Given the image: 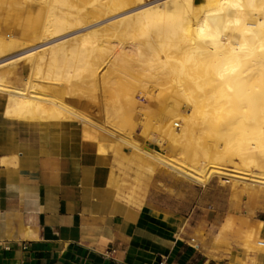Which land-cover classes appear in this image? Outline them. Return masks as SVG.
<instances>
[{
	"label": "bare ground",
	"instance_id": "1",
	"mask_svg": "<svg viewBox=\"0 0 264 264\" xmlns=\"http://www.w3.org/2000/svg\"><path fill=\"white\" fill-rule=\"evenodd\" d=\"M136 1L0 0V58L15 50L21 41L42 40L86 19L116 13ZM35 6L38 10H33ZM203 6L202 10H197L193 0H173L122 19L118 29L122 34L132 30L143 38L142 48L136 43L129 45L137 52V58L144 59L148 65V69L147 65L145 67L150 77L146 79L151 80L145 82L144 75L141 81L159 88L156 97H152L144 89L148 85L141 87L147 92L150 108L161 115L164 145L167 144L171 153L180 154L184 162L204 158L213 165L211 170L205 169L207 172L174 166L177 172L195 180H207L214 171L230 176L234 172L222 168L220 161L237 156L249 165L264 153V0H207ZM11 25L14 35L9 34ZM93 35L95 37L75 39L70 46L58 45L17 57L15 60L19 62L25 57L28 76L20 78L12 65L6 72H0V91L6 94L4 113L14 119L74 118L86 122L90 121L89 100H92L106 117L123 116L129 97L117 94L103 102L102 90L111 80L104 81L109 73L114 76L112 83L118 85L124 80L121 79L130 58L124 52L126 39L119 42L120 51L107 60L106 55L99 53L104 50V41L97 38V34ZM85 78L92 79L89 90L81 85L73 89L75 82L81 83ZM73 91L78 97L73 94L75 97L68 99L75 106L51 96L54 93L67 98ZM182 101L189 107L187 116L181 114ZM232 111L246 115L227 119L225 116ZM177 119L181 120V125ZM102 130L112 137L101 132L103 135L99 138L105 142L100 141L97 151H114L119 141L130 144L128 135L107 126ZM209 139L219 143L213 141L212 144ZM260 168L264 171V166ZM260 174L264 176V172ZM252 232L249 231L250 236L256 240V232ZM254 239L249 242L248 238V242L255 243Z\"/></svg>",
	"mask_w": 264,
	"mask_h": 264
},
{
	"label": "crops",
	"instance_id": "2",
	"mask_svg": "<svg viewBox=\"0 0 264 264\" xmlns=\"http://www.w3.org/2000/svg\"><path fill=\"white\" fill-rule=\"evenodd\" d=\"M4 108L0 264H264V219L230 191L123 172L81 120Z\"/></svg>",
	"mask_w": 264,
	"mask_h": 264
},
{
	"label": "rangeland",
	"instance_id": "3",
	"mask_svg": "<svg viewBox=\"0 0 264 264\" xmlns=\"http://www.w3.org/2000/svg\"><path fill=\"white\" fill-rule=\"evenodd\" d=\"M170 1H173V0H137L136 2L132 3L130 6L126 7L125 9L123 8L121 10L116 11V13L114 12V13L104 15V16L94 18V19H90V18L86 19L76 26L68 27L64 31L49 35L42 40L37 39L34 41L33 40H28V41L26 40L24 42L21 41L22 43L19 42V46L15 50L11 51L9 54L0 58V63H1L0 72L1 73L6 72L7 69L14 66L16 68V74L19 75L20 78H24L28 76V70H27L26 65L24 64L25 57L21 58L20 62L19 60H15L17 59V57L27 54L29 52H33V51L35 53H38L43 50L56 47L58 45L61 46V45L67 44L70 46L74 44L75 39L79 40L83 36H88V35H92L93 37L94 33L97 34V38H100L104 41L103 43V41L101 40V42L103 43L104 50L102 49L99 53L106 55V59L110 60L116 52L120 51L119 42L124 40L125 38L126 41L124 42L126 45V51L124 52H126L125 53L126 55L130 56V58L127 60V63H126L127 66L126 64L125 66L127 69L128 68L129 69L128 70L126 69V74L123 75L121 80L126 79L127 81H125L124 83H123L124 80L121 81L122 83L118 82V85H119L118 86L117 84L112 83L113 82L112 78L114 79V76L112 75L113 77H111L109 73V75L107 74L105 76L106 78H104V81H106V79L108 80L111 79V80L108 81L106 85L105 84L104 85L109 86L110 82H111V85L109 86V88H107L108 87L107 86L106 87L107 89L103 86V90H102V101L103 102L108 101L112 96H115L117 94H121L126 97L128 96L129 100L126 105L125 112L123 113V116L121 115L120 117H116V116L114 117L113 115H107L106 117L105 113L102 112L100 109H97V107L94 106V103L92 102V100H89L90 101V104H89L90 121H86V122L84 120H81V121L85 124V126L87 125L88 129H90L89 131H90L91 139H94L93 141L96 143L98 142L99 144L100 141H104L99 138L101 137L99 135L104 134V135H107L108 137L109 136L112 137L109 133L102 130L104 126L112 128L115 132L119 134L122 133L124 135H128L131 138L130 144H126V143H123L122 141H119L117 144L118 146H116V149L114 151H111L113 152L115 156L120 158L121 163H122L121 168L123 169V172H126V173L132 172L143 178H149L150 180L158 174H163L164 176H169L171 179L184 180L187 183L198 184L200 186L214 185V186L222 187L225 190L230 191L232 196L235 199H237L240 203H244L247 207L249 205L252 208L253 212L256 211V214H255L256 217L264 219V180L262 179L264 178V176L260 174L264 172L262 168H260V166L261 167L264 166V153L259 154L257 156L259 158L256 159V162L251 163L249 165L243 163L237 156H232L231 159L227 161H220L219 163H220V166L222 165L221 166L222 168L226 167L225 169H228V170L230 169V172L231 171L234 172V173L231 172L232 175L230 176L223 175L221 172H218V171H214V174L207 180H195L191 178L190 176H186L184 174L177 172L174 166H182V167H185V169L187 170L197 172L198 169L199 170L204 169V171H206L205 169L211 170L213 165L210 164L207 159L205 161L204 158L203 159L199 158L196 161L184 162L181 159L182 157L180 154L178 155L177 152L175 154L171 153L167 144L165 143L166 145H164V142H163L164 135L162 131L163 124L160 121L161 115L156 113L157 112L156 110L153 111L150 108L149 97L147 95V92L149 91L151 93V95L149 96L156 97V95L158 94L157 91H159V88L158 87L155 88V86L151 87L148 85L150 83L148 84L145 83V82H148V80H151L150 78L146 79L150 77L149 71L148 72L146 71L148 69V65L144 63L145 61L144 59L139 60V58H137L138 57L137 52L133 50V48H130V45H129L132 43H136V44H139V46L142 48L143 45L141 42L143 38L137 37V34H134L136 32H133L132 30H129V31L133 32L134 36L130 32L128 33V31H127L128 34L126 32L122 34L121 31L118 32V29H119V26H120L119 24L122 21V19L128 16L129 17L136 16L138 13H140L143 10L151 9L157 6H162V5L167 4ZM206 1L207 0H193L194 9L202 10V8L204 7L203 5L206 3ZM33 10H38V6H35ZM111 20H113V23ZM9 34L14 35L13 25H11ZM126 34L130 37H127ZM118 35H122V36H118ZM139 41L141 44L139 43ZM132 56H134L135 60H139V62L138 61L135 62V60L131 58ZM15 61L17 62L16 64H15ZM140 61H143V62H140ZM13 63L15 65H13ZM129 63L131 64L133 63L131 66L135 64L136 67L139 66L142 69L139 67L137 69L135 65L131 68V66H128ZM146 65H147V69L145 67ZM137 73L138 75H136ZM144 75H146V77L144 78L145 82L143 81V79L142 81L140 79V78H143ZM130 76L132 78H130ZM118 77H120V75H118ZM91 82H92V79L90 78H87V79L85 78L84 81L81 83L77 81L74 83L75 85L73 89L81 85V87H84V89L89 90ZM122 84L128 87L123 86V88H121ZM146 85H148L149 88L148 86L146 87ZM144 86L146 88H144ZM141 87H143L146 91L147 90L148 91L146 92ZM114 88L116 89L114 90ZM73 94L75 96L78 95L76 92L73 91V92L68 93L67 98L66 97L60 98L58 95L54 93H51V96L53 95V97H55L56 99H61L65 104H68L70 106H75L68 99V98L75 97ZM133 97H134V100L132 99ZM0 101L2 105L4 106L6 103V94L3 91H0ZM130 101L132 102V104L130 103ZM134 101L137 102V105L134 104ZM181 106H182L181 114L184 113L185 116H187L189 107H187L186 103L183 101L181 102ZM232 114L231 113L227 114V116L225 117L227 119H233L239 116L245 117L244 115H246V113L238 112V111H232ZM249 116L251 117V115ZM122 117L124 118L122 119ZM106 118L107 119L111 118V121L109 119L110 122H108ZM121 120H126L125 122H123L125 123V125L121 123ZM177 121L181 125L182 123L181 120L177 119ZM113 124H115L116 126H114ZM157 127H160V128H157ZM210 141L212 144H213V141L214 143H219L217 140L209 139V142ZM217 165L219 166V164ZM234 174L236 176H234ZM259 177L260 179H258ZM259 248L264 250L263 245H260Z\"/></svg>",
	"mask_w": 264,
	"mask_h": 264
},
{
	"label": "built area",
	"instance_id": "4",
	"mask_svg": "<svg viewBox=\"0 0 264 264\" xmlns=\"http://www.w3.org/2000/svg\"><path fill=\"white\" fill-rule=\"evenodd\" d=\"M159 264H164V261H161Z\"/></svg>",
	"mask_w": 264,
	"mask_h": 264
}]
</instances>
